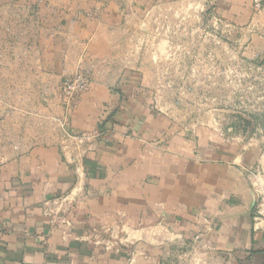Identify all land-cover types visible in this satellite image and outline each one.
Returning <instances> with one entry per match:
<instances>
[{"label":"crops","instance_id":"crops-1","mask_svg":"<svg viewBox=\"0 0 264 264\" xmlns=\"http://www.w3.org/2000/svg\"><path fill=\"white\" fill-rule=\"evenodd\" d=\"M157 2L33 3L56 8L52 18L69 24L46 40L47 70L61 82L81 68L100 73L91 87L101 95L89 101L109 104L111 113L97 130L98 119L75 131L24 128L14 142L3 130L0 264H172L193 255L264 264V122H256L264 108L248 116L244 135L254 139L239 138L243 132L220 118L189 132L165 129L147 107L143 68L122 63L128 53L104 26L140 23L138 8ZM195 4L210 9L228 29L227 50H238L264 80V8L253 11L251 0ZM262 95L245 99L264 104Z\"/></svg>","mask_w":264,"mask_h":264},{"label":"rangeland","instance_id":"rangeland-1","mask_svg":"<svg viewBox=\"0 0 264 264\" xmlns=\"http://www.w3.org/2000/svg\"><path fill=\"white\" fill-rule=\"evenodd\" d=\"M36 1L41 0H8L0 8V144L5 140L3 130L10 129L12 142L24 128L57 131L63 125L86 129L83 127L98 119L97 130L111 113L109 104L89 101L91 95H101L99 88L91 87L100 73H91L89 69L76 72L86 75L87 91L72 103L64 99L61 80L54 79L49 71L46 40L69 24L52 18L51 11L56 12V8L36 7ZM154 6L157 7L138 8L140 23L104 25L109 29L112 44L123 46L128 53L120 55L122 63H138L143 68V80L150 81V111L163 117L165 129L189 132L201 125L211 126L214 119L217 122L220 118L221 124H235L243 132L237 138H256L245 136L244 132L248 116L259 113L264 104L249 103L245 98L264 95V87L252 89L249 84L255 81L260 85L264 80L238 50H227L231 47L228 29L215 20L209 8L196 6L195 0H160ZM133 10L126 12L131 14ZM89 42L94 45L95 40ZM83 132L87 131L80 133ZM4 154L0 150V163L5 160ZM172 264L233 263L224 257L193 255Z\"/></svg>","mask_w":264,"mask_h":264},{"label":"built area","instance_id":"built-area-1","mask_svg":"<svg viewBox=\"0 0 264 264\" xmlns=\"http://www.w3.org/2000/svg\"><path fill=\"white\" fill-rule=\"evenodd\" d=\"M253 11L259 12L264 8V0H251ZM89 81L86 75L74 74L64 78L61 82L60 91L66 101L72 103L77 97L85 93L88 89ZM264 205V197L260 198Z\"/></svg>","mask_w":264,"mask_h":264}]
</instances>
